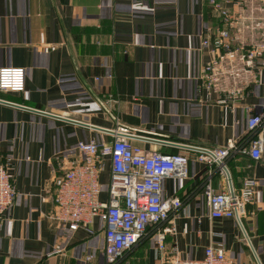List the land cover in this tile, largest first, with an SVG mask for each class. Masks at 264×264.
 Listing matches in <instances>:
<instances>
[{"label": "crops", "instance_id": "1", "mask_svg": "<svg viewBox=\"0 0 264 264\" xmlns=\"http://www.w3.org/2000/svg\"><path fill=\"white\" fill-rule=\"evenodd\" d=\"M214 2L239 11L229 0H0V67L26 72L23 92H0V163L10 166L18 192L0 224V264H104V224L95 222L94 235L57 226L53 183L56 161L75 155L78 142L112 143L121 135L148 152L185 154L190 164L188 178L164 182V197H179L183 208L150 226L118 264H161L156 248L170 227L168 254L200 260L215 245L234 264H264V156L253 160L242 143L250 115L264 112V74L234 106L197 92V77L215 59L203 46L206 28L220 25ZM256 8L260 26L246 33L249 43L263 41L264 2ZM153 141L208 150L237 145L226 162L233 189L245 178L257 181L243 220L251 244L234 219L210 217L208 179L216 193L231 184L218 165L200 159L207 153ZM110 174L107 159L103 198Z\"/></svg>", "mask_w": 264, "mask_h": 264}, {"label": "built area", "instance_id": "2", "mask_svg": "<svg viewBox=\"0 0 264 264\" xmlns=\"http://www.w3.org/2000/svg\"><path fill=\"white\" fill-rule=\"evenodd\" d=\"M239 6L234 12L213 3L220 25L207 27L204 47H212L215 59L207 63L196 79L197 92L205 89L217 93L219 103L234 106L245 99L247 91L260 83L264 74V33L261 43H249L246 33L260 26L255 17L256 2L264 0H229ZM248 5V9L247 6ZM264 21V19H263ZM237 44V45H236ZM26 72L23 68L0 67V92L20 93L25 90ZM249 154L255 161L264 156V112L252 113L248 119ZM112 143L92 139L80 141L76 154L56 161L54 179V212L51 219L67 233L83 230L94 235L95 222L104 224V248L100 258L104 264H118L147 235L150 226L167 223L171 216L183 208L179 197H164V182L170 178L184 180L189 176V157L185 154L148 152L131 145L126 135ZM202 161L218 165L228 177L227 160L232 151H238L234 142L226 148L208 150ZM111 162L110 183L107 197H102L100 173L105 161ZM212 172H210V176ZM257 181L245 178L239 191L228 189L216 193L209 178L204 195L212 219H234L251 244L243 220L252 204ZM17 189L10 174V166L0 163V224L10 213ZM175 232L170 227L160 235L156 248L161 264H234L226 251L215 245L206 248L203 259H183L176 250L166 252V233ZM88 255L86 260L92 261ZM258 260V259H257ZM259 262V260H258Z\"/></svg>", "mask_w": 264, "mask_h": 264}, {"label": "water", "instance_id": "3", "mask_svg": "<svg viewBox=\"0 0 264 264\" xmlns=\"http://www.w3.org/2000/svg\"><path fill=\"white\" fill-rule=\"evenodd\" d=\"M34 112H37V113H40V114H44V115H47V116H51V117H54L56 119L67 120V119H63V118L56 117V116H53V115H49L47 113H42V112H38V111H34ZM78 124L86 126V127H90L88 125H84V124H81V123H78ZM92 128L103 131L102 129H99V128H95V127H92ZM146 140H149V139H146ZM149 141H152V140H149ZM153 142H157V143H160L162 145L177 147V148L183 149V150L196 151V152H199V153H210L208 151V149L199 148V147H193V146H189V145H185V144L173 143V142H168V141H153ZM227 174H228V178H229V181H230V184H231V190H233L230 173L228 172Z\"/></svg>", "mask_w": 264, "mask_h": 264}, {"label": "trees", "instance_id": "4", "mask_svg": "<svg viewBox=\"0 0 264 264\" xmlns=\"http://www.w3.org/2000/svg\"><path fill=\"white\" fill-rule=\"evenodd\" d=\"M248 142H249V136L248 137H246L244 140H243V144H248Z\"/></svg>", "mask_w": 264, "mask_h": 264}]
</instances>
